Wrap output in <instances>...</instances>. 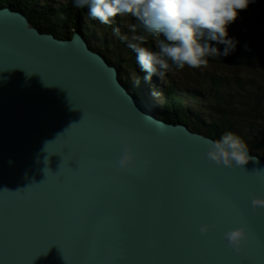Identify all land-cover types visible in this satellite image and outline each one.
<instances>
[{
    "label": "water",
    "instance_id": "95a60500",
    "mask_svg": "<svg viewBox=\"0 0 264 264\" xmlns=\"http://www.w3.org/2000/svg\"><path fill=\"white\" fill-rule=\"evenodd\" d=\"M141 87L146 101L83 32L0 8V264H264L249 196L264 195V158L209 163L214 139L160 117ZM125 140L137 170L117 173ZM241 226L237 253L223 237Z\"/></svg>",
    "mask_w": 264,
    "mask_h": 264
},
{
    "label": "trees",
    "instance_id": "16d2710c",
    "mask_svg": "<svg viewBox=\"0 0 264 264\" xmlns=\"http://www.w3.org/2000/svg\"><path fill=\"white\" fill-rule=\"evenodd\" d=\"M8 6L27 15L40 31L59 38L70 39L76 31L83 32L95 50L119 67L127 86L144 101L141 86H151L154 98L160 99V117L188 125L214 140L230 131L240 136L252 153L264 156V88L258 84V78L242 80L229 69L240 65L250 71L258 65L264 71V0H255L246 10L248 14L229 26L232 30L229 38L238 41L233 52L238 57L208 58V64L199 69L172 66L170 69L177 73L172 74L169 69L161 86L145 81L147 74L142 72L128 44L132 35H143V46L157 50L164 37L145 30L135 18L118 15L111 24L105 25L91 18L87 6L75 8L73 0H0V8ZM134 24L136 33L131 31ZM114 28L119 29V35L114 34ZM259 78L264 82L262 76Z\"/></svg>",
    "mask_w": 264,
    "mask_h": 264
},
{
    "label": "clouds",
    "instance_id": "9594fccd",
    "mask_svg": "<svg viewBox=\"0 0 264 264\" xmlns=\"http://www.w3.org/2000/svg\"><path fill=\"white\" fill-rule=\"evenodd\" d=\"M255 0H73L75 8L87 6L92 19L108 25L118 15L135 18L149 32L160 33L164 39L157 50L143 46L145 37L134 34L128 47L135 53L139 67L147 73L145 81L153 75L163 77L174 66L199 69L208 64V57L228 56L235 51L238 41L229 38V26L246 11ZM136 33L137 25L131 26ZM115 35L119 29L114 28ZM126 39V37H121ZM219 45H223L220 51ZM207 146L206 159L221 168L245 170L250 155L248 144L238 135L226 132L219 139L203 138ZM123 153L116 164V172H135L137 157L133 146L125 140ZM262 173L264 171H256ZM115 175L109 177L115 180ZM252 210L264 209V195L249 193ZM215 225L204 224L200 234L207 235ZM250 229L241 226L227 231L224 240L237 253L250 242Z\"/></svg>",
    "mask_w": 264,
    "mask_h": 264
},
{
    "label": "rangeland",
    "instance_id": "374dc122",
    "mask_svg": "<svg viewBox=\"0 0 264 264\" xmlns=\"http://www.w3.org/2000/svg\"><path fill=\"white\" fill-rule=\"evenodd\" d=\"M62 4H63V2H62ZM65 4V3H64ZM248 13L246 12V11H242V12H240V14H239V18H244L246 15H247ZM228 31H230V34H231V36H232V33H231V29H229ZM254 34V33H253ZM247 35H248V32H247ZM96 39V38H95ZM252 39V38H251ZM240 46H241V48H243L242 47V44H239ZM219 48H220V51L222 52L223 51V45H219L218 46ZM260 52H261V50H259ZM230 55H233V56H235L234 54H233V52L230 54ZM219 58V59H225V58H230L229 57V55L228 56H216V57H208V58H210V59H215V58ZM235 57H238V55L237 56H235ZM113 62V61H112ZM247 62V61H246ZM254 64L255 65H257L258 63L257 62H254ZM119 68V67H118ZM229 69H233L231 72H232V74L233 75H238V77L239 78H241L242 80H254L255 81V79L256 78H258L257 79V81H259L258 82V84H260V86H262L263 88H264V82L259 78L260 76H262V78L264 79V71H263V69L260 67V66H258L257 65V68H253V69H251L250 71L249 70H246L245 68H242L240 65H234V66H232L231 68H229ZM171 70V72L170 73H172V74H176L177 72L175 71V70H173V69H170ZM219 70V69H218ZM185 71H187L188 72V70L187 69H185ZM142 72L143 73H145L143 70H142ZM224 74H226V75H230L231 73L229 72V71H227V72H224V71H222ZM147 74V73H146ZM133 79V81H135L136 79L135 78H132ZM165 77H159V76H156V75H153L152 76V78H151V84L153 83V84H157L158 86H161L162 85V82H164L165 80ZM152 84V85H153ZM149 88V87H148ZM150 88H151V86H150ZM153 90L151 89V94L153 95ZM149 100H150V103L153 105V106H155V105H157L158 103V101L160 100V99H157V98H154V97H152V96H149ZM248 109H250V107H247ZM256 155H258V154H256ZM261 156V155H260ZM261 157H263L264 158V156H261Z\"/></svg>",
    "mask_w": 264,
    "mask_h": 264
},
{
    "label": "bare ground",
    "instance_id": "6f19581e",
    "mask_svg": "<svg viewBox=\"0 0 264 264\" xmlns=\"http://www.w3.org/2000/svg\"><path fill=\"white\" fill-rule=\"evenodd\" d=\"M59 31V30H58ZM149 111V110H148Z\"/></svg>",
    "mask_w": 264,
    "mask_h": 264
}]
</instances>
